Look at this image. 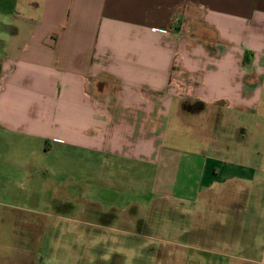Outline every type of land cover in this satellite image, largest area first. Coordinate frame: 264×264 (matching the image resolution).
I'll list each match as a JSON object with an SVG mask.
<instances>
[{
  "label": "crops",
  "instance_id": "1",
  "mask_svg": "<svg viewBox=\"0 0 264 264\" xmlns=\"http://www.w3.org/2000/svg\"><path fill=\"white\" fill-rule=\"evenodd\" d=\"M262 99L264 0H0V146L10 133L151 161L154 194L193 202L257 169L247 152L236 166L216 157L230 150L214 136L201 150L164 146L170 115L208 135L222 121L221 137L241 140L226 112ZM23 259L0 237V264Z\"/></svg>",
  "mask_w": 264,
  "mask_h": 264
},
{
  "label": "rangeland",
  "instance_id": "2",
  "mask_svg": "<svg viewBox=\"0 0 264 264\" xmlns=\"http://www.w3.org/2000/svg\"><path fill=\"white\" fill-rule=\"evenodd\" d=\"M183 91L193 101L190 88ZM230 112L231 127H245L246 138L223 139L229 127L222 121L208 135L205 122L170 115L164 146L201 150L214 136L230 150L221 147L216 157L236 166L247 152L257 169L250 177L233 170L193 202L154 194L151 161L3 135L0 237L7 251L23 252V264H264V105Z\"/></svg>",
  "mask_w": 264,
  "mask_h": 264
}]
</instances>
